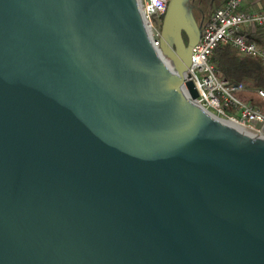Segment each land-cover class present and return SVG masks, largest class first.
I'll list each match as a JSON object with an SVG mask.
<instances>
[{"label": "water", "instance_id": "95a60500", "mask_svg": "<svg viewBox=\"0 0 264 264\" xmlns=\"http://www.w3.org/2000/svg\"><path fill=\"white\" fill-rule=\"evenodd\" d=\"M201 32L190 0L159 48L139 0H0V264H264V138L196 102Z\"/></svg>", "mask_w": 264, "mask_h": 264}, {"label": "built area", "instance_id": "2783aa9c", "mask_svg": "<svg viewBox=\"0 0 264 264\" xmlns=\"http://www.w3.org/2000/svg\"><path fill=\"white\" fill-rule=\"evenodd\" d=\"M171 0H139L141 12L149 36L159 48L163 21ZM246 0H227L224 7L215 12L202 25L201 41L193 49L192 66L187 74L199 94L196 102L219 118L236 121L246 132L262 138L264 113L250 104H245L239 94L245 92L243 85L231 84L220 76L210 59L220 45L230 46L242 57L261 61L264 65V47L251 42L242 34L244 27L264 30V11H244ZM262 95H264L261 92ZM227 107L236 109L237 115L230 116ZM258 123L260 127H256ZM264 138V137H263Z\"/></svg>", "mask_w": 264, "mask_h": 264}, {"label": "trees", "instance_id": "16d2710c", "mask_svg": "<svg viewBox=\"0 0 264 264\" xmlns=\"http://www.w3.org/2000/svg\"><path fill=\"white\" fill-rule=\"evenodd\" d=\"M246 1L247 5L256 11L261 9L264 11V0ZM226 2L227 0H190L191 14L198 26L202 27L215 12L224 7ZM258 3L262 4V8ZM241 32L249 34L251 42L264 47V30L262 28H253L247 33H244V30ZM210 62L218 69L220 76L229 83L244 86L246 91L239 94V98L245 104H250L264 113V95L261 94V92L264 93V65L261 61L249 57L244 58L234 48L220 45L212 55ZM227 112L230 116L237 115L234 108L227 107Z\"/></svg>", "mask_w": 264, "mask_h": 264}, {"label": "bare ground", "instance_id": "6f19581e", "mask_svg": "<svg viewBox=\"0 0 264 264\" xmlns=\"http://www.w3.org/2000/svg\"><path fill=\"white\" fill-rule=\"evenodd\" d=\"M210 116L214 120L220 121V122L226 124L227 126H229L230 128L235 129L236 131H238L240 133L247 134V135L250 134L251 135V133L246 132V130L244 129V127L241 124L237 123L234 120L233 121H229L228 119H224V118H220V117L217 119V116L214 113H210Z\"/></svg>", "mask_w": 264, "mask_h": 264}, {"label": "crops", "instance_id": "0c3cea01", "mask_svg": "<svg viewBox=\"0 0 264 264\" xmlns=\"http://www.w3.org/2000/svg\"><path fill=\"white\" fill-rule=\"evenodd\" d=\"M257 3V2H256ZM258 5H259V7L260 8H262V4L261 3H258ZM244 9H245V11L246 12H249V13H254V12H263V10L261 9V10H259V11H256L253 7H251V6H248L247 5V1H246V4L244 5ZM250 29H253V27H244L243 29H242V31L244 30V33L246 32H249L250 31ZM244 35H246L248 38H249V34H244Z\"/></svg>", "mask_w": 264, "mask_h": 264}, {"label": "rangeland", "instance_id": "374dc122", "mask_svg": "<svg viewBox=\"0 0 264 264\" xmlns=\"http://www.w3.org/2000/svg\"><path fill=\"white\" fill-rule=\"evenodd\" d=\"M255 125H256V127H260V125L258 123H255ZM262 136L264 137V132L262 133Z\"/></svg>", "mask_w": 264, "mask_h": 264}]
</instances>
